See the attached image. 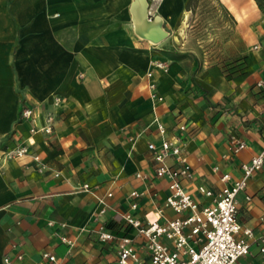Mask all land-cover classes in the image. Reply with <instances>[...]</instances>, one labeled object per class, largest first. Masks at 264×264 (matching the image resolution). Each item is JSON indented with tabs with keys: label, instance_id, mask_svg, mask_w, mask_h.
Returning a JSON list of instances; mask_svg holds the SVG:
<instances>
[{
	"label": "crops",
	"instance_id": "0c3cea01",
	"mask_svg": "<svg viewBox=\"0 0 264 264\" xmlns=\"http://www.w3.org/2000/svg\"><path fill=\"white\" fill-rule=\"evenodd\" d=\"M214 1L219 19L233 27L235 53L245 55L239 69L208 61L191 43L182 22L201 0H149L168 39L178 26V43L157 45L133 32L131 0H0V264L4 256L12 264H43L44 250L60 264H118L121 236L147 263L144 238L120 214L138 190L135 217L157 208L161 221L177 216L164 205L169 180L155 174L147 147L161 143L158 122L166 136L179 137L191 171L182 184L200 206L213 203L240 176L241 163L263 150L264 0ZM152 59L168 63L153 71L160 101L151 98L146 76ZM25 104L35 106L34 118L21 117ZM49 111L56 116L52 132L31 133ZM238 142L245 146L235 150ZM22 145L27 153L6 156ZM166 162L178 166L173 157ZM236 201L238 221L252 230L250 252L236 264H262L264 161ZM101 224L113 239L98 238Z\"/></svg>",
	"mask_w": 264,
	"mask_h": 264
},
{
	"label": "built area",
	"instance_id": "2783aa9c",
	"mask_svg": "<svg viewBox=\"0 0 264 264\" xmlns=\"http://www.w3.org/2000/svg\"><path fill=\"white\" fill-rule=\"evenodd\" d=\"M154 68L167 70L168 63L161 59H152L150 68L146 72L149 79L150 96L154 101L162 100V96L155 90L153 81ZM61 101L59 96L54 97V104ZM21 117L24 119L36 116L35 106L25 104L21 109ZM55 113L46 112L41 125L32 126L30 132L44 131L50 133L55 122ZM157 129L161 135V143L157 146L154 142H148L147 147L153 153L156 161L155 174L166 177L169 180V193L165 197L164 205L172 209L177 216L161 221V208L146 212L144 220L135 217L131 210L138 206L137 198L142 194L138 190H132L129 194L131 200L129 209L120 214L124 222L134 227L139 236L145 241L148 252V262L140 261L139 254L132 244V239L121 236L118 239V264H236L237 260L249 254L250 244L247 237L252 235L249 227H242L237 219V194L244 190L247 181L259 170L264 161V148L253 155L248 161L241 163V174L235 178L231 185L223 186L213 203L200 206L199 202L188 192L182 184V178L191 175L190 166L186 156L182 153V147L178 136H166V127L163 123H157ZM184 129V125L180 126ZM244 142H238L235 150L244 147ZM28 152L26 145L18 146L7 151V157L21 156ZM168 157H173L178 163L177 167L166 162ZM33 158L38 160L37 155ZM136 176L143 177L141 173ZM229 173H223L222 180L229 179ZM87 187V184H85ZM199 191L205 195H211L212 191L199 186ZM107 192L106 196H111ZM102 204L99 213L105 211L106 201L99 197ZM242 233L243 236H238ZM98 238L102 241L111 240L114 235L100 225L97 230ZM62 241L69 247L73 241L62 236ZM259 253L264 264V235L259 239ZM22 254L17 258L21 259ZM43 264H60L55 253L44 250L41 254ZM4 264H12L8 256L3 258ZM251 264V263H244Z\"/></svg>",
	"mask_w": 264,
	"mask_h": 264
},
{
	"label": "rangeland",
	"instance_id": "374dc122",
	"mask_svg": "<svg viewBox=\"0 0 264 264\" xmlns=\"http://www.w3.org/2000/svg\"><path fill=\"white\" fill-rule=\"evenodd\" d=\"M219 10L220 8L214 0H201L196 9V15L182 22V25L189 29L191 43L201 47L206 53L208 61L222 62L228 70H234L235 67L244 62L245 55L235 53V37L232 36L233 27L230 21H226L224 18L223 20L219 19L217 16ZM179 23H181L180 20L177 25ZM177 27L175 26V29L172 30L169 39H174L178 43L177 38H175L177 37ZM184 38L186 39V36H182V39ZM169 39L166 38L164 41L169 42Z\"/></svg>",
	"mask_w": 264,
	"mask_h": 264
},
{
	"label": "water",
	"instance_id": "95a60500",
	"mask_svg": "<svg viewBox=\"0 0 264 264\" xmlns=\"http://www.w3.org/2000/svg\"><path fill=\"white\" fill-rule=\"evenodd\" d=\"M149 0H131L129 11L133 32L153 45L160 44L169 36L160 14L152 15Z\"/></svg>",
	"mask_w": 264,
	"mask_h": 264
},
{
	"label": "trees",
	"instance_id": "16d2710c",
	"mask_svg": "<svg viewBox=\"0 0 264 264\" xmlns=\"http://www.w3.org/2000/svg\"><path fill=\"white\" fill-rule=\"evenodd\" d=\"M238 69H239V66H238Z\"/></svg>",
	"mask_w": 264,
	"mask_h": 264
}]
</instances>
